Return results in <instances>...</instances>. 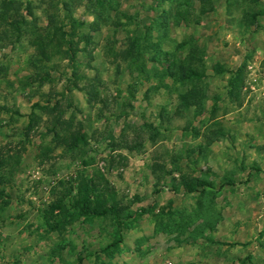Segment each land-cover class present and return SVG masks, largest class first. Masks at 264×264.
<instances>
[{"label": "rangeland", "instance_id": "374dc122", "mask_svg": "<svg viewBox=\"0 0 264 264\" xmlns=\"http://www.w3.org/2000/svg\"><path fill=\"white\" fill-rule=\"evenodd\" d=\"M12 1L0 264H264V0Z\"/></svg>", "mask_w": 264, "mask_h": 264}, {"label": "trees", "instance_id": "16d2710c", "mask_svg": "<svg viewBox=\"0 0 264 264\" xmlns=\"http://www.w3.org/2000/svg\"><path fill=\"white\" fill-rule=\"evenodd\" d=\"M12 4H13L12 0H1L0 1V27H5V26L11 27V28L15 29V32H17L18 28H20V22H16L14 24H11L9 21L13 17H20L18 12H15V13L12 12V10H11ZM26 12L28 14L30 13V4H28V6H26ZM71 23L73 24V22H71ZM53 24H55V20L53 19V17L48 16V27H51V25H53ZM58 28H62V27L60 26ZM58 31L61 32L62 35H65L64 33H62V29H58ZM4 38H6V36ZM66 45L68 46V49H69V46L70 47L72 46L70 44V42H67ZM134 47H135V42H130L129 50H127V52L125 53V55H126L125 58L126 57L129 58L132 56ZM69 51L71 53L67 52L68 61L72 64V63H74L75 52H74V50H69ZM39 81L41 84L49 83L50 78L48 76L40 77ZM181 82H183V80ZM191 94H195V92L192 91V92H190V96H191ZM193 96L194 95H192V97ZM185 103H187V101L183 97L182 104H185ZM58 106L59 105L55 102L54 106L52 107L53 113H55V112L57 113V115L55 116V118L53 120H54L55 125L61 126L60 115H62V112ZM33 107L37 108L38 104H35ZM42 109L46 110L48 108L44 107ZM0 111L5 112V113H12V115L19 116V114H17V112H12L8 108L0 107ZM33 119H34V114L31 113L30 114V123L33 121ZM27 130H30V125L27 126ZM78 136L79 135H77V136L70 135V138L66 139V140H62V143L67 148H71L77 141H79ZM55 137H57V136L55 135ZM74 137H76V138H74ZM1 158H2V156L0 155V162L2 161ZM93 184L94 183L92 180L88 181V180L84 179V180H82V182L78 186V190H77L78 201L76 204L77 205L80 204L79 215L81 217L87 218V219L103 218L106 216H111L114 220L117 221V224H119L117 212L115 209H113L111 207H106L104 205V203L100 202L97 199L91 200V193L95 189V186ZM121 242H122V238L119 237L116 241H114V242L110 243L108 246H106L103 251L107 252V251L117 249Z\"/></svg>", "mask_w": 264, "mask_h": 264}, {"label": "built area", "instance_id": "2783aa9c", "mask_svg": "<svg viewBox=\"0 0 264 264\" xmlns=\"http://www.w3.org/2000/svg\"><path fill=\"white\" fill-rule=\"evenodd\" d=\"M262 79L264 80V71L262 72Z\"/></svg>", "mask_w": 264, "mask_h": 264}]
</instances>
